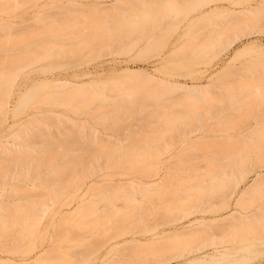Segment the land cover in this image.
I'll return each mask as SVG.
<instances>
[{
  "label": "bare ground",
  "instance_id": "1",
  "mask_svg": "<svg viewBox=\"0 0 264 264\" xmlns=\"http://www.w3.org/2000/svg\"><path fill=\"white\" fill-rule=\"evenodd\" d=\"M54 1L0 0V13L24 3L34 8L33 14L38 18L31 21L37 25L29 24L32 29L20 28L22 31L17 30L19 34L15 35L10 33L11 23L9 26L0 21L1 28L8 29L0 37V46L13 51L9 62L17 69L13 74L8 73L10 67L4 65L7 60L0 56V122L33 108L17 128L0 135V236L12 231L11 234H16L11 245H0V252L6 254L0 253V264H54L65 260V251L60 247L63 244L59 245V241L48 239L44 243L43 239L37 244L29 241L30 236L40 231L39 218L46 213L48 203L57 201L64 189H76L69 197L77 199V205L58 211L67 229L69 220L80 221L92 212L97 205L95 198H110L107 191L91 194L90 186L95 183L88 184L86 180L97 171L95 167L149 164L156 175L163 163L161 155L172 138L166 137V132L180 134L183 144L191 133L201 129L193 121L202 118L208 133L207 183L195 197L204 200L219 195L223 197L221 206H229V211L208 217L206 212L214 205L200 206L186 211L171 228L160 230L155 229L158 222L150 219L151 209L133 212L132 216L124 214L127 217H120L111 227L94 221L89 225L91 230L102 226L101 230L109 233L91 242L97 250L80 264H168L184 258L200 264H222L233 252L250 251L253 245L250 241L264 239V202L257 203L256 199L264 189V116L250 112L244 116L241 112L248 105V98L255 95L261 100L263 96L258 91L257 79L249 74L252 69L247 70L255 61L236 63L235 60L261 44H246L219 71L211 68L214 60L224 51L230 52L237 41L260 31L256 25L264 22V0L248 1L239 10L214 4V12L229 11L233 18L222 22L223 26L211 27L213 30L202 44H196L195 39L185 41V28L169 43L171 32L167 29L170 31L173 18L180 14L189 18L193 12L219 0H64L66 5L60 1V7ZM54 7L67 8L54 12ZM56 12L60 17L64 15L59 18ZM199 20L193 17L185 27L192 28L202 21ZM144 40L143 46L137 49ZM167 45L168 50L157 53ZM151 52L152 56L155 52L160 54L152 62V70L138 67L139 62L136 68L131 67L141 57H151ZM188 52L206 56L212 78L208 84L181 82L153 73L165 68L177 53ZM83 56L108 57L85 67ZM187 61L193 62V59ZM123 62L125 65H120ZM261 70L264 73V67ZM20 74L24 80L16 82ZM149 99L156 102L145 110ZM183 100L187 106H176ZM168 107L169 111H162ZM239 116H244L243 120ZM90 119H101L103 124L110 121L114 125L127 122L131 128L118 135L88 132L84 123L78 121ZM248 119L255 121L248 125ZM52 127L57 129L53 131ZM217 132L220 134L216 135ZM191 146L193 142L183 148L176 147L170 156H178ZM252 173L251 181L237 192L230 205L236 189ZM168 177L147 185L145 181L136 184L130 180L131 190L121 194L131 200L139 195L150 197V192L157 193L172 182ZM15 179H22L20 182L27 191L16 193L19 200L11 202L7 198L14 194L7 191L6 185H12L10 190H14V185H20L12 183ZM28 180L32 181L30 187ZM84 184L88 187L77 192ZM116 189L119 188H107ZM36 190L42 192L35 193ZM108 202L110 207L115 205ZM196 212L201 215L190 218L188 224L183 222ZM65 222L68 223L64 225ZM23 240L26 253L36 248L39 251L31 257L8 255L20 251ZM237 244L241 246L236 247Z\"/></svg>",
  "mask_w": 264,
  "mask_h": 264
},
{
  "label": "rangeland",
  "instance_id": "2",
  "mask_svg": "<svg viewBox=\"0 0 264 264\" xmlns=\"http://www.w3.org/2000/svg\"><path fill=\"white\" fill-rule=\"evenodd\" d=\"M60 1H63L64 4L66 2L64 0H56V2L54 1L55 2L54 5L56 4L57 6V3H58V6L61 5L59 4ZM248 1L257 2L260 0H219L217 2H213L211 4L206 5L203 9H201L198 12L196 11L193 12L192 15L189 16V18H184V15L180 14L178 17L173 18V22L169 21L172 24V25L170 24L172 26L170 28V31H169V28L167 29V27H170V26L166 24L167 27L165 29H167L169 33L171 32L170 36L168 34L169 36L168 42L170 43L176 37V35L185 28L186 29V35L184 37L185 41L186 40L190 41V40L195 39L196 44H202L206 38L205 36L208 35L211 30H213L211 29V27L223 26L222 22H224L227 19L230 20L233 18L232 13H230L229 11L214 12V9H213L214 4L219 3L221 7L229 8L230 10L231 9L239 10L242 7L246 6L248 4ZM27 5L23 3L18 6L13 7L14 8L13 10L10 9L9 11H5V12L1 11L2 13H0V17L2 18L4 17V18L2 20L0 19V21H3L2 24L5 23L7 25L11 23L12 31H10V33L13 32L12 35L14 33L19 34L18 33L19 31L17 30L22 31V29L20 28H24L23 30H27V28H29L31 25L33 26L37 25L36 22H33V24H31L32 23L31 21H35L34 19H38V18H35L37 15L33 14L34 8L30 6L27 7ZM52 8L50 10H52ZM54 8H55L54 12L55 10H58L57 12H59L62 9V7L60 9H58V7L57 8L54 7ZM57 12L56 14H59ZM49 13L47 12V14ZM51 14L52 13H50V15ZM41 15L43 18L44 13L40 14V16ZM63 15L61 14V17ZM61 17L59 14V18ZM193 17L200 18V20L202 21L199 20L200 22L198 24L196 23V25L193 26L192 28L188 27V29L190 28L189 34H188V29L185 26H187L186 23L189 21V19H192ZM44 18H48V16L45 15ZM5 21L7 22L9 21V22L6 23ZM169 22L167 21V23ZM263 24L264 22L258 23L256 26H259L258 30L260 31L250 36H244L241 40L235 43V46L230 47V52L226 50L222 54H220L214 60L213 62L214 66L213 68H211L213 69L214 72L219 71L222 68V66L231 59V57L233 56V53L236 50L241 49L246 44H249L252 42H257L258 44H261V46L256 47L254 51H251L247 54L242 53L235 60L236 63H240V62L244 63L245 61L249 59H253L255 61V64L250 65V67L247 68V70L252 69V72H249V74H253L255 78L257 79L258 83L260 84V89L258 91L263 96V99L261 100L254 97L255 95L253 97L248 98L249 100L248 105L246 106V108L244 107L245 110L241 112L244 116L246 115L247 112L264 116V73H262V70H261V67H264V25ZM188 26H191V25H188ZM32 28H29V29H32ZM7 30L2 29L0 26V37L5 36V34L8 32ZM162 38L164 39L167 37H161V39ZM159 39L160 38H158V40ZM158 40H155V41H158ZM142 43L144 44L145 40L143 42L140 41L139 43L140 45H138V47L136 48L137 49L139 47L141 48L143 46ZM2 48L0 46L1 59L7 60L4 63V65H7L8 68L10 67V69L8 70V73L13 74L14 72L17 71V69L16 67L10 64L9 59L13 56L14 53L13 51L5 50L4 46H2ZM169 48H170L169 45L162 47V51H158L157 53H163ZM155 53L153 54L155 56H152V52H151V57L149 56L145 58L147 60L141 59L142 57L140 59L137 58L139 60L135 62L136 65L132 63L133 66L131 67L136 68L137 63L139 62L138 67L139 65L140 66L142 65L141 67H145V68H148L149 70L150 69L152 70L153 69L152 66L154 65L152 64V62L155 61L158 57H160L159 56L160 54L158 55L156 53L157 54L156 55ZM83 57H82L83 58L82 61H85L86 63L82 61L80 62H82L86 67V66L94 65L98 61L106 59L108 56H101V57L95 56L94 59L91 58L93 56H83ZM144 57L145 56H143V58ZM188 58L193 59V62H188L187 61ZM222 58H224V60H221ZM170 60L171 59L168 60L169 63L165 62L167 63L165 68L161 65L163 68L160 67L161 68L160 71L157 70V72L154 71L153 73L154 74L156 73L155 75L157 76L160 75V77L161 76L166 77V78L171 77L172 79H178L181 82L198 83L201 85L208 84L209 81L212 80L209 74V70H208V67L210 65L206 62V56H203L202 54L194 55L188 52L186 55H184V54L177 53V55L172 57L171 61ZM165 63L163 65H165ZM230 63H231V66H233V63L232 62ZM83 64L81 65V67L84 66ZM120 65H125V64L123 62V63H120ZM64 67H67V66H64ZM21 80H24L23 74H20L19 76H17L16 82H20ZM154 102H156V100H153V99L147 100L145 102L146 103L145 110L151 109V106H152L151 104ZM33 105H37V103ZM176 106L184 107V106H187V103L183 100V103H178ZM169 110H170L169 107L162 108V111H169ZM31 111H33V108L26 110L25 112H23L22 114L16 117L8 116L10 118L0 122V135H7V133L10 132V129L17 128L19 126L18 123L21 121L24 122L25 116ZM244 116H239L237 118L240 120H243ZM16 120H18L17 123L15 122ZM254 121L255 119H248V125H252ZM78 122L84 123L85 125L84 129L88 132L96 130L97 132H100V133L108 132V134L116 133L118 135V132L120 133L127 132L131 128V126H129V123L127 122L114 125L109 121V123L107 122V124H103L101 119L99 120L90 119L87 122L86 121H78ZM13 123H15V125ZM193 124L196 126H200L201 129H198L195 132L191 133L188 139L183 142V144H181L182 139H181L180 134H176V133L172 134V133L166 132V137L172 136V138L168 142V147L164 149V153L161 155L163 163L160 165V170L158 174L156 175H154V172H153L154 168L151 167L149 164H144V165H140L137 167H131L129 164H121V165L109 166V167L108 166L106 167L103 165L99 168L95 167L97 171H95L94 174H92L86 180V183L88 184L95 183L90 186L92 187L91 194H94L100 191H107L109 192L110 198L109 199L105 198L103 200H99L95 198V200L97 201V205L94 207L93 210H91L92 212L85 215L84 218L81 219L80 221L74 218V220H69V222L71 221L70 224L68 222H67L68 224L65 222L64 225L67 224V229H66V226L65 227L63 226L62 224L63 222L61 223V219H60V215L58 214V211L66 210V209L76 206L77 199L73 200L71 198L72 197L71 192L75 191L76 190L75 188H70L66 190L64 189L65 192L62 194V196H60V198L57 201H54V202L50 201L48 203V205L46 206V211H45L46 213H44L45 215L43 214L42 218L41 217L39 218L40 221H39L38 227L40 231L35 233L33 236H30L31 239L29 241H36V244L40 240H43V239H44V243L47 242L48 239L56 240L57 242L59 241L60 242V243L58 242L59 245L63 244V246L61 245L60 247L64 249L65 254H66V259L62 261L54 262V264H80V262L84 258L92 256L93 253L96 252L97 247L93 245L91 242L95 241L96 237H102L109 233L108 231H102L101 230L102 226L99 227V230H96V231L91 230L89 228V225L90 223L94 221H99L104 226L111 227L115 223L120 221V219L126 218L127 216L124 214H128L132 216L133 212H137L140 210L150 211L151 209L153 210V213L150 215V219L156 220L158 222V226H156L155 229L160 230L163 228H171L173 226L172 223H174L175 221H177V219L182 217L186 211L196 210V208L200 206L201 207L207 206L209 204H212V206L214 205L212 209L206 212V215H208V217L213 216L215 214L219 215V214L227 213L229 211V206H226V205L221 206L223 205L222 204L223 197H220L219 195H215L212 199L205 198L204 200L198 199L195 197V195L201 191L199 188L204 186L207 183L206 178H205L206 173H207L205 157L207 153L206 141L208 139L207 138L208 133L206 132L207 127L205 126L203 127L204 125L203 118L200 119L199 121L194 120ZM56 129H57L56 127H52L53 131H55ZM236 130H238V128H236ZM231 132H233V130ZM218 134H220V132L216 133V135ZM101 136L106 138V135L104 134H101ZM192 142H193V146L189 148L187 147L188 149L184 148L185 150L181 151L178 156H174V157L170 156V153H172V151L176 147L183 148ZM253 175L254 173L248 176L246 181L242 182L239 185V187L236 189L235 194L230 200V203H229L230 205H232V201H234V198H236L237 192L240 189L241 190L244 189L246 183H249L251 179L253 178ZM165 176H169L168 178L171 179L172 182L167 183L165 186H163L161 191L157 193L150 192L149 193L150 197H141V195H139L138 197L131 200V198L128 197L129 198L128 199L127 196L121 194L122 192L131 190L132 186L129 184L130 180H134L136 184H141L142 181H145L147 185V184H154L157 181H159L162 177H165ZM20 181H23V180L15 179L14 181H12L13 184H20V185H14L13 186L14 190L12 189L13 191L10 190L12 188L11 187L12 185H6L7 191L9 193L14 194L13 197L7 198V200H10L11 202H14L16 200L18 201L20 196L16 195V193L23 194L24 192L27 191V188L24 186L25 184L21 183ZM31 182L32 181H29V180L27 182L28 184H30L29 187L32 184ZM59 187L62 188L61 186ZM86 187L88 186L84 184L83 187L77 192L81 193L82 189ZM113 187H116L119 189L107 190V188H113ZM38 191L36 190L35 193L42 192L40 190ZM225 191L227 192V190ZM262 191L263 192L258 193V196L256 198L257 203L264 202V189ZM71 199L72 201H69ZM108 201L114 202L115 205H111L110 207V203ZM107 206L110 209H108ZM107 214H111L112 216L108 217ZM104 215L105 216L107 215L105 219H104ZM198 215H201V214L198 212L194 214H190V216H188L189 218L184 219L183 222H185V224H188V220L190 218L194 216L196 217ZM60 223L62 224V227H64L66 230H64V228H61ZM176 224L180 225V223L178 222H176ZM67 230L69 233L67 232ZM12 232L10 233L6 232L2 234V236H0V245H11L12 243L11 239L12 237H15L16 235V234H11ZM126 237H129V234L126 235ZM250 242L253 244L250 247V251L241 250V251L233 252L228 255L227 260L223 262L222 264H264V239L253 240ZM21 245L22 246L20 248L21 249L20 251H17V253H14V254L8 253V255H11L13 257H17V256L31 257L35 255L36 252L39 251V248H36L31 253H26L24 251L26 249V241L23 240L21 242ZM238 246H241V245L237 244L236 247ZM236 250L237 248L234 251ZM0 253L3 255H6L5 253H2V252ZM24 253L28 255H23ZM149 260H151V258L148 259V261ZM168 264H200V263L195 262V261L191 262L189 258H184V259L174 260Z\"/></svg>",
  "mask_w": 264,
  "mask_h": 264
}]
</instances>
